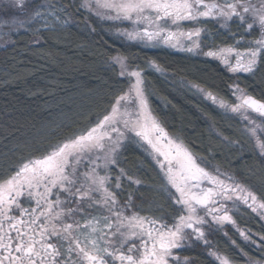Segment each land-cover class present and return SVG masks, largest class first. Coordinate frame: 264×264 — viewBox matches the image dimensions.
I'll list each match as a JSON object with an SVG mask.
<instances>
[{
    "label": "snow or ice",
    "instance_id": "1",
    "mask_svg": "<svg viewBox=\"0 0 264 264\" xmlns=\"http://www.w3.org/2000/svg\"><path fill=\"white\" fill-rule=\"evenodd\" d=\"M13 6L28 23L43 17L39 7L29 15L27 0H13ZM48 7L56 8L51 13L56 20L61 14L67 17L64 24L73 10L87 12L145 46L202 53L233 74L255 78L264 72V0H69L67 6ZM209 21L227 30L233 44L204 52V39L211 37L202 25ZM25 23L17 19L8 26ZM125 23L130 27H120ZM111 62L127 87L112 97L101 116L55 144L37 146L57 135L59 126L0 153V264H195L181 255L194 242L205 246L215 264H238L208 239L226 224L236 227L249 245L245 251L231 241L243 264H264V233L240 229L230 214L244 206L264 221V97L258 99L233 82L229 88L235 102L230 103L194 85L225 114L240 117L245 142L222 138L241 150V161L245 144L252 142L254 163L246 173L222 172L169 136L151 107L144 68L119 53ZM148 68L164 71L155 61ZM126 143L139 145L149 163L159 167V186H145L136 171L122 166ZM21 149L36 154L14 161ZM145 187L173 211L167 213L154 200L147 209L151 214L142 215L148 201L140 189Z\"/></svg>",
    "mask_w": 264,
    "mask_h": 264
},
{
    "label": "trees",
    "instance_id": "2",
    "mask_svg": "<svg viewBox=\"0 0 264 264\" xmlns=\"http://www.w3.org/2000/svg\"><path fill=\"white\" fill-rule=\"evenodd\" d=\"M45 1L57 7L69 3V0ZM66 18L61 14L60 21L47 26L38 21L28 23L26 18L24 28L13 31L7 44L0 43V153L33 141L41 130L59 126L57 135H50L37 146L55 144L88 126L92 118L101 116L112 97L127 87L124 78L119 76L118 66L111 62V57L119 53L129 57L133 66L145 69L151 107L173 136L183 141L196 156L219 166L222 172L246 173L254 163L252 142L245 144L241 161V150L222 138L245 142L240 117L225 114L191 83L229 100V86L237 82L248 88L251 95L261 98L264 97V72L255 78L249 74L234 75L211 57L165 47H146L125 39L112 22L89 17L87 12L77 14L73 10L72 19L64 24L62 21ZM213 36L226 39L230 34L221 30ZM149 61H155L164 71L148 68ZM122 153V166L136 171L145 186L162 183L159 167L149 163L150 157L143 148L126 143ZM33 154H36L34 149H21L13 159ZM140 192L148 201L143 204L146 211L141 214H151L147 209L153 206L154 200L167 213L173 211L165 199L148 191L147 187ZM232 213L240 229L264 233V221L244 206ZM209 237L215 250L243 264L231 241L235 240L245 251H249V245L236 227L228 225ZM181 253L195 264H215L214 258L199 244ZM251 254H256L254 249Z\"/></svg>",
    "mask_w": 264,
    "mask_h": 264
},
{
    "label": "rangeland",
    "instance_id": "3",
    "mask_svg": "<svg viewBox=\"0 0 264 264\" xmlns=\"http://www.w3.org/2000/svg\"><path fill=\"white\" fill-rule=\"evenodd\" d=\"M27 3L29 5H31L29 8H28V13L29 15L32 14V12L35 10L36 7H39L40 8V11L43 13V17L42 18H39L37 21L39 23H41L42 25H49L50 23H52L53 21L56 20V18L51 15L52 12H55L56 9L54 8H49L48 7V3H46L45 0H27ZM26 18L28 17H25L24 13L17 9L16 7L13 6V0H0V39H1V44H7L9 38H10V34L14 31H17V30H20L22 28L25 27H9L8 24H10L12 21L14 20H17V19H23L26 21ZM56 21H60V20H56ZM120 27H130V25H128L127 23H125L124 25H120ZM202 27H206L208 29V34L211 38H205L204 39V43L202 45L203 47V51L206 52L208 51L209 47L211 48H215V47H222V46H225V45H232L233 44V39L231 37V35L226 38V39H223V38H219L217 37L216 39V36L214 38V36L212 37V34L215 35L216 33H219V31H226L228 32L227 30L223 29V28H220L218 24H216L215 22L213 21H209V22H206L204 25H202ZM232 27V30L233 31H236L237 30V27L235 24H232L231 25ZM212 30H214L215 32H211ZM117 31V30H116ZM242 31V29H241ZM122 36V35H121ZM125 39L129 40L127 37L123 36ZM249 39H255L257 38V36H252L250 35L248 37ZM131 41V40H129ZM134 42H138V41H134ZM142 45H144L143 42H138ZM145 46V45H144ZM146 47H151V48H157V47H165V48H168V49H171V50H174L176 52H187V51H183L181 50L179 47H176V48H173L171 46H168V45H163V44H158L157 46H146ZM192 53H197V52H192ZM197 54H201L203 56H206L202 53H197ZM208 57V56H207ZM212 58V57H211ZM215 59V58H213ZM218 60V59H216ZM219 61V60H218ZM221 64L222 62L219 61ZM223 65V64H222ZM224 66V65H223ZM225 67V66H224ZM226 68V67H225ZM227 69V68H226ZM233 74V73H232ZM238 74H243V75H247L245 73H236L234 75H238ZM237 83V82H236ZM191 85L194 87V85H197V84H194V83H191ZM199 86V85H198ZM241 88H245L247 91H248V88L240 85ZM200 88H203L202 86H199ZM195 89H197L196 87H194ZM205 89V88H203ZM206 91L208 92H211L207 89H205ZM213 93V92H211ZM249 93V92H248ZM203 94V93H202ZM213 95H217L215 93H213ZM204 97H206L204 94H203ZM218 97H221L219 95H217ZM231 99H227L225 97H221L223 99H225L226 101L230 102V103H234L235 102V98L230 95ZM207 98V97H206ZM208 99V98H207ZM209 100V99H208ZM232 100V101H231ZM211 101V100H210ZM212 102V101H211ZM213 103V102H212ZM217 106V105H216ZM155 114V113H154ZM237 115V114H236ZM255 117V114H251ZM158 118V117H157ZM159 119V118H158ZM160 120V119H159ZM161 122V120H160ZM162 126L165 128V130L167 131V133L169 134L170 137H173V138H176L175 136H173L169 130L167 129V127L161 122ZM183 142V141H182ZM184 145H186L184 142H183ZM187 146V145H186ZM165 150H167V146L165 145ZM188 147V146H187ZM189 148V147H188ZM229 207H231V204L229 203ZM233 210L230 212L231 215H233V218H234V214L232 213ZM143 215V214H142ZM229 224H226L223 226V228H226ZM206 234H207V230H206ZM210 236V235H209ZM208 236V239L210 240V237ZM196 244H199L201 246H204L203 244H200V243H196L194 242L193 245L191 247H193L194 245ZM205 247V246H204ZM182 255V253H181ZM184 256V255H182Z\"/></svg>",
    "mask_w": 264,
    "mask_h": 264
},
{
    "label": "water",
    "instance_id": "4",
    "mask_svg": "<svg viewBox=\"0 0 264 264\" xmlns=\"http://www.w3.org/2000/svg\"><path fill=\"white\" fill-rule=\"evenodd\" d=\"M257 98V97H256ZM259 99V98H258Z\"/></svg>",
    "mask_w": 264,
    "mask_h": 264
}]
</instances>
